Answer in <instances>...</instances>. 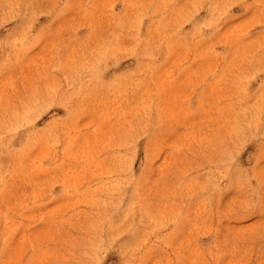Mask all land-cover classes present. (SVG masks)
<instances>
[{
	"label": "rangeland",
	"instance_id": "obj_1",
	"mask_svg": "<svg viewBox=\"0 0 264 264\" xmlns=\"http://www.w3.org/2000/svg\"><path fill=\"white\" fill-rule=\"evenodd\" d=\"M0 264H264V0H0Z\"/></svg>",
	"mask_w": 264,
	"mask_h": 264
}]
</instances>
